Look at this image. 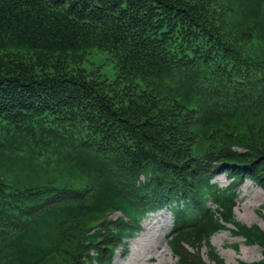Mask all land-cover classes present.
I'll return each instance as SVG.
<instances>
[{"label":"trees","instance_id":"16d2710c","mask_svg":"<svg viewBox=\"0 0 264 264\" xmlns=\"http://www.w3.org/2000/svg\"><path fill=\"white\" fill-rule=\"evenodd\" d=\"M247 180L264 189V0H0V264H112L163 209L175 264H224L227 224L264 256L235 216Z\"/></svg>","mask_w":264,"mask_h":264},{"label":"rangeland","instance_id":"374dc122","mask_svg":"<svg viewBox=\"0 0 264 264\" xmlns=\"http://www.w3.org/2000/svg\"><path fill=\"white\" fill-rule=\"evenodd\" d=\"M81 66L87 71L98 69L101 77L107 79L110 84H113L116 78L114 64L105 53L91 51ZM214 182L222 188L231 185V179L226 174L219 175ZM238 192L235 208L237 221L247 227L256 225L264 231V189L247 180L239 186ZM119 216L120 214H116L111 218L115 220ZM173 225L170 210L163 209L161 215L149 214L142 222V231L135 238L128 240L126 247H120L116 251L112 264H175L177 258L167 241ZM227 227V230L215 234L211 239V244L224 264L255 263L263 259V249L259 245L246 244L242 236H237L232 231L233 225L227 224ZM236 244H239L237 251L234 248ZM188 251H191V248ZM202 254L205 264H215L208 255L207 247L203 248Z\"/></svg>","mask_w":264,"mask_h":264},{"label":"bare ground","instance_id":"6f19581e","mask_svg":"<svg viewBox=\"0 0 264 264\" xmlns=\"http://www.w3.org/2000/svg\"><path fill=\"white\" fill-rule=\"evenodd\" d=\"M161 214H163V210H160V211H157V212H155V213H152V214H150L151 216L152 215H161Z\"/></svg>","mask_w":264,"mask_h":264}]
</instances>
